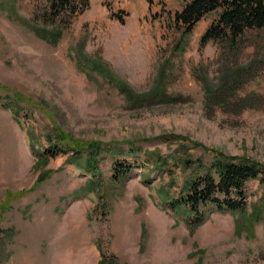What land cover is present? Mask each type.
<instances>
[{"label":"rangeland","instance_id":"obj_1","mask_svg":"<svg viewBox=\"0 0 264 264\" xmlns=\"http://www.w3.org/2000/svg\"><path fill=\"white\" fill-rule=\"evenodd\" d=\"M53 1L0 0V264H264L259 182L245 212L211 211L195 229L174 207L215 156L264 166V30L235 58L201 46L218 12L181 32L183 0H74L77 15ZM237 62L254 64L238 96L208 102L205 82ZM61 135L140 157L116 166L106 152L90 172L93 153L76 161Z\"/></svg>","mask_w":264,"mask_h":264},{"label":"trees","instance_id":"obj_2","mask_svg":"<svg viewBox=\"0 0 264 264\" xmlns=\"http://www.w3.org/2000/svg\"><path fill=\"white\" fill-rule=\"evenodd\" d=\"M183 1V10L174 14L173 21L179 25V29L185 35L191 33L204 16L218 12L216 21L203 34L201 40L202 48L213 42L219 45L226 56L238 58L244 49L248 32L264 30V0ZM51 8L55 10L61 8L59 10V13L61 12L60 15L63 13L77 15L82 12L78 10L79 7L74 0H55ZM120 19L121 22H124L123 17ZM253 66L254 64L251 65L250 70L243 73L242 71L245 68L237 62L232 68L224 70L219 85L213 86L205 82L208 102L213 101L219 106L221 104L225 105L229 100L232 101L233 98H236L246 83L244 76L248 73L250 74ZM158 92L153 91L148 97L154 100L157 97L164 96L167 100H172L167 94L164 95ZM134 97L133 94L132 98L134 99ZM143 100L145 101V99ZM134 101L138 102L139 99L136 98ZM237 103L241 106H247L244 103H248V101L247 99L239 98ZM58 138L62 141L65 139V141L70 143L72 147L70 149L75 154L73 157L76 161L83 159L82 154L85 151H88L90 155L93 153V156H90L92 158L91 161L83 165L90 172L100 170L99 163L101 159L102 161L105 160L102 154L106 152L115 160L116 166L119 165L117 162H120L123 157H134V161H138L140 157L137 150L109 147L104 151V147L100 146L99 143L89 146L80 141L73 142L64 135L58 136ZM58 149H60L58 146L48 149L47 153L53 150L49 153L50 156L44 155V153L41 159L57 158L59 156ZM152 158L150 157L148 160L152 162L154 169L157 168L159 171L167 163V160L161 156L156 157L155 160ZM175 159L178 161L177 164L190 169L197 164L188 157L181 156ZM132 169V166L121 170L115 167L114 177L120 179L122 176H128ZM202 169H199L200 172L195 173L191 177L187 189L184 192L182 191L178 200L174 201V207L193 222L191 224L194 229L207 221L206 219L211 211L216 210L221 213L245 212L247 210L245 201L246 189L251 182H259L264 189V166L253 161L249 162L221 155L215 156L211 164L206 169Z\"/></svg>","mask_w":264,"mask_h":264}]
</instances>
